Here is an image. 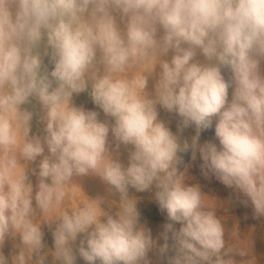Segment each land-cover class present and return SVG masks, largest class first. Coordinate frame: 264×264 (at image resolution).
I'll return each mask as SVG.
<instances>
[{"label":"clouds","instance_id":"9594fccd","mask_svg":"<svg viewBox=\"0 0 264 264\" xmlns=\"http://www.w3.org/2000/svg\"><path fill=\"white\" fill-rule=\"evenodd\" d=\"M189 147L264 217V0H0V264H237L251 241L179 173ZM130 189L154 190L158 238Z\"/></svg>","mask_w":264,"mask_h":264},{"label":"rangeland","instance_id":"374dc122","mask_svg":"<svg viewBox=\"0 0 264 264\" xmlns=\"http://www.w3.org/2000/svg\"><path fill=\"white\" fill-rule=\"evenodd\" d=\"M223 74L225 80L230 82L231 72L225 70ZM231 91L232 87L229 88L230 95ZM75 103L77 105L83 104L89 109L95 107L86 93L77 97ZM161 116L164 119H171L170 126L175 131V119L163 112ZM192 135H194V127L187 129L183 134L184 138L189 140V144ZM214 138L215 120H213L208 128L202 130L200 142L213 140ZM192 151V148L189 147L185 152L179 154L182 157L181 162L177 165L179 173H183L186 177L191 178L186 179V183H199L202 191L217 201L219 207H217L216 213L222 219L226 229L225 239L229 243H235V238L232 236L233 232L236 233L240 240L247 239L251 241V250L248 255L244 257L237 255L233 258L237 261V264H249V262L251 264H264V217L255 218L251 204L245 205L242 203L243 197L238 196L233 189L227 188L214 177L204 178L200 171L202 161L200 160L199 153L196 154V159L193 160ZM79 182L83 194L91 198L106 195L104 185L96 178L85 177ZM83 194L77 193L76 198L71 203H78L83 198ZM130 195L134 196L138 201L139 224L151 229L154 239L158 238L160 232L163 230L162 225L165 223V217L160 213L154 199V190L152 192H135L134 189H130ZM112 211L115 212L116 209L113 208ZM43 230L45 232V242L48 248L51 249L53 247L51 233L47 227H44ZM158 243L162 244L163 240H158ZM8 251L9 247H6L5 253L7 254ZM149 259L151 264H166V258L158 257L155 253H149ZM77 264H84V262L78 258Z\"/></svg>","mask_w":264,"mask_h":264}]
</instances>
